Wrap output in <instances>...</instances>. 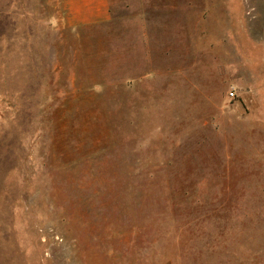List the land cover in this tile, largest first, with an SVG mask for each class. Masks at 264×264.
Here are the masks:
<instances>
[{"label": "rangeland", "instance_id": "1", "mask_svg": "<svg viewBox=\"0 0 264 264\" xmlns=\"http://www.w3.org/2000/svg\"><path fill=\"white\" fill-rule=\"evenodd\" d=\"M153 4L0 0V264H264V0Z\"/></svg>", "mask_w": 264, "mask_h": 264}, {"label": "crops", "instance_id": "2", "mask_svg": "<svg viewBox=\"0 0 264 264\" xmlns=\"http://www.w3.org/2000/svg\"><path fill=\"white\" fill-rule=\"evenodd\" d=\"M153 1L57 0L66 9L67 17L72 20L68 22L71 25H134L139 28L140 41L152 40L148 26L156 23L153 17L159 11ZM160 10H168L167 5Z\"/></svg>", "mask_w": 264, "mask_h": 264}, {"label": "built area", "instance_id": "3", "mask_svg": "<svg viewBox=\"0 0 264 264\" xmlns=\"http://www.w3.org/2000/svg\"><path fill=\"white\" fill-rule=\"evenodd\" d=\"M232 97H234V95H235V93L234 92H231V94H230Z\"/></svg>", "mask_w": 264, "mask_h": 264}]
</instances>
